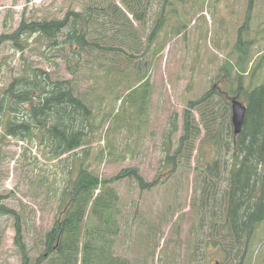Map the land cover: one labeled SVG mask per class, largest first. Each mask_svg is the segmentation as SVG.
<instances>
[{
	"label": "rangeland",
	"instance_id": "1",
	"mask_svg": "<svg viewBox=\"0 0 264 264\" xmlns=\"http://www.w3.org/2000/svg\"><path fill=\"white\" fill-rule=\"evenodd\" d=\"M180 1L181 34H174L167 44L164 38L161 41L164 35L158 33L155 45L142 54L148 45L147 25L143 20L134 23L121 0H0V36L12 33L23 18L61 19L69 10L80 11L95 4L102 9L103 18L109 17L116 5L122 9L121 15L106 20L110 24L101 27V36H114L129 26L126 18L140 37L136 48L117 46L104 56L94 54L77 78L70 75L56 52L33 37L29 41L24 37L20 48H14L10 41L0 48V95L13 78L30 69H41L52 79L72 80L75 93L84 101V93L90 92L91 97L85 102L91 107L94 135L88 134L86 140L91 138L87 144L85 141L86 145L69 159L67 154L47 158L36 138L28 141L7 136L0 116V196L2 205L23 218V242L31 264L41 253L40 236L58 215L60 195L81 168L97 175L119 197L118 255L132 252L130 256L141 259L152 253L154 264H264V221L249 240L248 258L243 260V246L235 244L224 252L222 236L208 235L209 228L216 227L217 231L222 225L225 214V198L217 195L216 187L227 186L226 174L235 147V138L230 143L231 100L237 81L245 90L264 81V0H252L251 6L250 0ZM115 44L119 45V40ZM63 54L71 57L68 50ZM110 59L116 62L112 65L125 66L126 70L118 74ZM227 65L230 70L224 76ZM131 68L140 76L132 82L133 88L137 87L142 96L146 90L145 100L138 95L135 101L130 100L132 93L128 94L126 85L130 80L127 69ZM106 81L107 90L97 88ZM210 90L218 92L206 100L210 104H197L192 111L200 129L199 138L192 140L193 154L190 159H176L177 164L168 171L164 163L171 142L165 139L167 130L176 121V139L181 136L188 103L199 101ZM102 96L107 105L98 102ZM207 125L212 134L206 133ZM214 134L219 135L217 139ZM217 160L220 174L202 173L203 165ZM129 168L136 169L144 181H155L156 186L141 190L131 177L110 182ZM14 234L13 219L0 218V264H21ZM201 249L205 250L204 258L200 257Z\"/></svg>",
	"mask_w": 264,
	"mask_h": 264
},
{
	"label": "trees",
	"instance_id": "2",
	"mask_svg": "<svg viewBox=\"0 0 264 264\" xmlns=\"http://www.w3.org/2000/svg\"><path fill=\"white\" fill-rule=\"evenodd\" d=\"M121 2L124 5L123 9L129 10L128 13L134 23L143 20L142 23L147 25L148 45L142 54L149 51V46L155 45L158 33L164 35L161 41L164 38L167 44L174 34L176 36L181 34L178 26L180 0H129V2L121 0ZM101 11L102 9L94 4L80 11L69 10L61 19L28 21L23 18L12 33L0 36V48L4 42L10 41L17 49L20 48L24 37L27 41L33 37L46 49L56 52L70 75L77 78L82 74L80 70L88 65L94 54L104 56L117 46L129 50L136 48L134 46L140 42L139 32L133 27V23L123 17L118 22L123 18L129 26L121 28L114 36L108 34L101 36L99 33L101 27L110 24L106 20L121 15L122 9L116 5L106 18L102 17ZM117 40L120 44L112 45ZM237 48L241 52V49ZM66 50L70 52V58L63 54ZM241 55H244L243 50ZM110 61L118 74L126 70L125 66L112 65L116 62L112 59ZM229 70L230 66L227 65L224 76H227ZM127 71L130 80L126 86L128 94L132 93L131 102L135 101L137 95L138 99L145 100L146 90L142 96L137 87L133 88L132 85L133 81L140 78L139 73L133 68ZM108 84L106 81L97 88L107 90ZM75 92L72 80L52 79L41 69H30L13 78L0 95L1 124L5 134L28 141L36 138L37 145L47 158L58 159L67 154L69 159L94 135L91 107L86 103L91 100L90 92L84 93L86 102ZM213 92L215 91L210 90L199 101L188 103V109L183 114L181 136L176 139L178 132L176 121L172 124L173 128L167 130L165 139L171 142L164 156V163L169 168L168 171H172L173 166L177 164L176 159H190L193 154L192 140L199 138L200 129L192 111L197 104L208 106L210 103H206V100ZM234 95L232 99L241 98L240 102L245 106V115L240 133L231 137L230 143L232 138H235V147L226 174L227 186L216 187L217 195H224L226 203L222 225L217 231L216 227L209 228L208 235L210 237L217 235L218 238L222 236L224 252L232 249L235 244L238 247L243 246L240 257V260H243L248 258L249 240L264 221V81L245 90L238 79ZM98 102L107 105L104 96L100 97ZM198 114L202 118L203 113ZM206 130L207 134H212L208 125ZM88 134L91 137L86 140ZM214 135V139L219 136ZM3 136L5 137L4 134ZM88 158L89 155L86 160ZM201 171L210 176L220 174L219 160L203 165ZM130 177L141 190H151L156 186L155 181H144L134 168L124 170L110 182ZM207 184V188H210V181ZM2 200L0 196V218L8 216L13 219L14 242L21 257V264H31V257L23 242L21 228L23 218L2 205ZM59 201L61 204L58 215L50 229L46 230L43 237L40 236L41 253L33 264H154L152 253L144 255L141 259L130 256L132 252L123 256L118 255L119 197L114 189L108 187L87 168L78 170L75 180L67 184ZM199 234L200 230L197 231V235ZM201 250L203 253L200 257L206 254L204 249ZM198 263L201 264L202 261Z\"/></svg>",
	"mask_w": 264,
	"mask_h": 264
},
{
	"label": "water",
	"instance_id": "3",
	"mask_svg": "<svg viewBox=\"0 0 264 264\" xmlns=\"http://www.w3.org/2000/svg\"><path fill=\"white\" fill-rule=\"evenodd\" d=\"M231 123L233 126V134L237 136L242 128L245 115V106L236 99L231 102Z\"/></svg>",
	"mask_w": 264,
	"mask_h": 264
},
{
	"label": "flooded vegetation",
	"instance_id": "4",
	"mask_svg": "<svg viewBox=\"0 0 264 264\" xmlns=\"http://www.w3.org/2000/svg\"><path fill=\"white\" fill-rule=\"evenodd\" d=\"M245 7H246V4H245Z\"/></svg>",
	"mask_w": 264,
	"mask_h": 264
}]
</instances>
